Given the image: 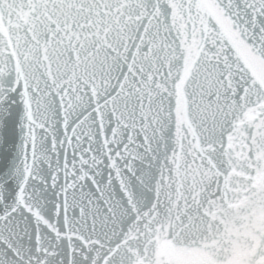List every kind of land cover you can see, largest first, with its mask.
<instances>
[{
	"label": "snow or ice",
	"instance_id": "1",
	"mask_svg": "<svg viewBox=\"0 0 264 264\" xmlns=\"http://www.w3.org/2000/svg\"><path fill=\"white\" fill-rule=\"evenodd\" d=\"M0 264H264V0H0Z\"/></svg>",
	"mask_w": 264,
	"mask_h": 264
}]
</instances>
